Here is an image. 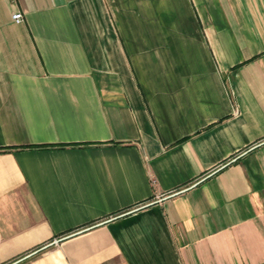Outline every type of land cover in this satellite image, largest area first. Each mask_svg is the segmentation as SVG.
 I'll list each match as a JSON object with an SVG mask.
<instances>
[{"label":"crops","instance_id":"1","mask_svg":"<svg viewBox=\"0 0 264 264\" xmlns=\"http://www.w3.org/2000/svg\"><path fill=\"white\" fill-rule=\"evenodd\" d=\"M0 264H264V0H0Z\"/></svg>","mask_w":264,"mask_h":264},{"label":"built area","instance_id":"2","mask_svg":"<svg viewBox=\"0 0 264 264\" xmlns=\"http://www.w3.org/2000/svg\"><path fill=\"white\" fill-rule=\"evenodd\" d=\"M23 19H24V15H23V13H22L21 11L15 13V14L13 15V20H14L16 23H20V22H22ZM55 242H57V241H55Z\"/></svg>","mask_w":264,"mask_h":264}]
</instances>
